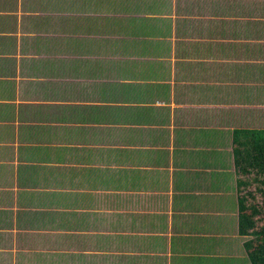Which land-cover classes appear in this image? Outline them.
Instances as JSON below:
<instances>
[{
    "label": "crops",
    "instance_id": "1",
    "mask_svg": "<svg viewBox=\"0 0 264 264\" xmlns=\"http://www.w3.org/2000/svg\"><path fill=\"white\" fill-rule=\"evenodd\" d=\"M240 130L264 0H0V264H252Z\"/></svg>",
    "mask_w": 264,
    "mask_h": 264
},
{
    "label": "trees",
    "instance_id": "2",
    "mask_svg": "<svg viewBox=\"0 0 264 264\" xmlns=\"http://www.w3.org/2000/svg\"><path fill=\"white\" fill-rule=\"evenodd\" d=\"M234 144L235 166L240 175L239 232L250 238L245 243L250 262L264 264V130L236 131ZM250 176L254 177L250 180ZM254 182L259 187L253 191L250 188Z\"/></svg>",
    "mask_w": 264,
    "mask_h": 264
},
{
    "label": "rangeland",
    "instance_id": "3",
    "mask_svg": "<svg viewBox=\"0 0 264 264\" xmlns=\"http://www.w3.org/2000/svg\"><path fill=\"white\" fill-rule=\"evenodd\" d=\"M100 59H102V61H104V60H103L104 57H101ZM233 151H234V150H233ZM233 153H234V152H233ZM253 177H254V176H250V180H251ZM247 178H248V177H247ZM245 179H246V178H245ZM253 186H254V187H253V188H250V189L254 191V190H256L257 187H259V184H257L256 182H254V183H253ZM258 200H259L260 202H262L261 197L258 198ZM48 264H49V263H48Z\"/></svg>",
    "mask_w": 264,
    "mask_h": 264
}]
</instances>
